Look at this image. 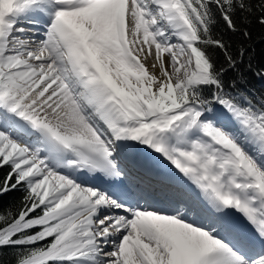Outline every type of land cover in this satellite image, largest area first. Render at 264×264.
Instances as JSON below:
<instances>
[{
	"label": "snow or ice",
	"instance_id": "6c2138e0",
	"mask_svg": "<svg viewBox=\"0 0 264 264\" xmlns=\"http://www.w3.org/2000/svg\"><path fill=\"white\" fill-rule=\"evenodd\" d=\"M253 25L264 0H0V264H264Z\"/></svg>",
	"mask_w": 264,
	"mask_h": 264
},
{
	"label": "trees",
	"instance_id": "16d2710c",
	"mask_svg": "<svg viewBox=\"0 0 264 264\" xmlns=\"http://www.w3.org/2000/svg\"><path fill=\"white\" fill-rule=\"evenodd\" d=\"M246 47L248 53L243 63L237 71L229 74V78H235L240 89L252 96H264V79L259 75V73H264V28L259 25L251 27V39L247 41ZM6 171L7 169L0 171V175ZM22 195V191L18 190L0 197V208H7L10 205L15 207ZM11 251L6 250L3 256L5 264H8L11 259Z\"/></svg>",
	"mask_w": 264,
	"mask_h": 264
},
{
	"label": "bare ground",
	"instance_id": "6f19581e",
	"mask_svg": "<svg viewBox=\"0 0 264 264\" xmlns=\"http://www.w3.org/2000/svg\"><path fill=\"white\" fill-rule=\"evenodd\" d=\"M134 170L141 169L149 174L152 180H160L159 178L167 179L165 175H162L164 173H167L169 170L170 165H167L166 161H163L162 158L158 157L157 154L151 153V152H144L140 154L138 162L133 165ZM82 180H86L88 183L91 184H100L101 180H91L87 177H81ZM233 219L236 222H240V218L233 217Z\"/></svg>",
	"mask_w": 264,
	"mask_h": 264
}]
</instances>
